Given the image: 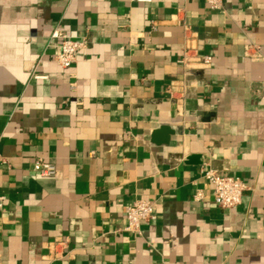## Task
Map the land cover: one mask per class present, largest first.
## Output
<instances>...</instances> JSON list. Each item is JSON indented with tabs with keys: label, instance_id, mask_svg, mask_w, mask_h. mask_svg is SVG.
Wrapping results in <instances>:
<instances>
[{
	"label": "crops",
	"instance_id": "0c3cea01",
	"mask_svg": "<svg viewBox=\"0 0 264 264\" xmlns=\"http://www.w3.org/2000/svg\"><path fill=\"white\" fill-rule=\"evenodd\" d=\"M54 31L87 41L70 69ZM0 196V264H264V0H0Z\"/></svg>",
	"mask_w": 264,
	"mask_h": 264
},
{
	"label": "built area",
	"instance_id": "2783aa9c",
	"mask_svg": "<svg viewBox=\"0 0 264 264\" xmlns=\"http://www.w3.org/2000/svg\"><path fill=\"white\" fill-rule=\"evenodd\" d=\"M209 9L217 12L223 11V0H205ZM51 39H59L60 43L49 47H53L54 53L52 60L64 69H70L76 62L78 54L87 48V41L85 38H70L59 31H54ZM254 49L248 47V51ZM257 49V48H255ZM40 61L32 67L31 74L34 80H45L47 77L37 73ZM211 63V58L206 57L203 64L208 66ZM71 89L75 90V83L71 84ZM33 172L41 178L56 177L58 171L57 167L47 162L44 159H38L33 163ZM204 178L213 188V198L216 205L225 210H229L239 206L242 202L243 194L247 190L244 182L233 176H226L220 174L215 170H208L204 172ZM201 194L196 196V199L201 198ZM5 198L0 196V209L3 207ZM157 219L154 210V204L148 200H136L131 204L126 212L127 225L125 230L135 234H141V224L143 222H151Z\"/></svg>",
	"mask_w": 264,
	"mask_h": 264
},
{
	"label": "water",
	"instance_id": "95a60500",
	"mask_svg": "<svg viewBox=\"0 0 264 264\" xmlns=\"http://www.w3.org/2000/svg\"><path fill=\"white\" fill-rule=\"evenodd\" d=\"M174 135V132L167 127H161L153 134V142L157 145L163 146L168 145L170 137ZM191 162L197 163V158H191Z\"/></svg>",
	"mask_w": 264,
	"mask_h": 264
}]
</instances>
